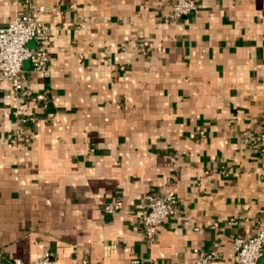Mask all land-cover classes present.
<instances>
[{"label": "crops", "instance_id": "1", "mask_svg": "<svg viewBox=\"0 0 264 264\" xmlns=\"http://www.w3.org/2000/svg\"><path fill=\"white\" fill-rule=\"evenodd\" d=\"M196 2L171 19L172 0H0V26L42 6L50 28L29 95L0 81V264H234L264 228V154L241 135L264 129V0ZM19 101L36 122L14 137ZM168 190L177 212L147 240L144 196Z\"/></svg>", "mask_w": 264, "mask_h": 264}, {"label": "built area", "instance_id": "2", "mask_svg": "<svg viewBox=\"0 0 264 264\" xmlns=\"http://www.w3.org/2000/svg\"><path fill=\"white\" fill-rule=\"evenodd\" d=\"M197 8L196 0H172L169 18L176 19L193 14ZM42 11L43 7L40 6L35 14H16L6 26H0V81L9 82L13 90L21 96L29 95V91L23 86L21 74L23 60H30L33 69L38 71L43 70L48 61L47 42L50 28L39 17ZM32 39L38 40L39 44L30 50L26 44ZM12 116L14 137L22 135L26 128L36 122V116L22 101L14 105ZM241 135L245 143L255 144L264 154V129L260 130L254 137L246 131L242 132ZM257 175L264 178V157ZM177 202L178 199L173 190H168L163 194L149 192L144 196L140 219L145 239H153L158 226L177 212ZM121 208V201L104 205V210L111 212ZM263 248L264 228H261L252 236L234 239L232 260L234 264H259ZM193 252L198 254V248H194ZM216 255L215 251L198 254L192 264H209ZM83 263L85 264V261ZM7 264H58V262L51 252L44 251L39 257L27 262L20 258H14Z\"/></svg>", "mask_w": 264, "mask_h": 264}]
</instances>
